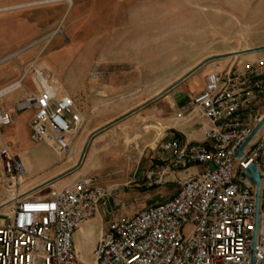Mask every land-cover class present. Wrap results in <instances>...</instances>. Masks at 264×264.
Segmentation results:
<instances>
[{"label": "built area", "instance_id": "2783aa9c", "mask_svg": "<svg viewBox=\"0 0 264 264\" xmlns=\"http://www.w3.org/2000/svg\"><path fill=\"white\" fill-rule=\"evenodd\" d=\"M24 79L23 74L17 81ZM33 81L36 91L15 105L17 111L34 112L31 140L72 155V139L83 124L74 98L59 95L42 69L34 70ZM12 90L0 89V99ZM261 100L263 60L251 64L238 60L224 70L208 72L204 89L177 119L208 121L204 138L210 143L163 139L143 185L161 188V197L166 185L176 184L178 190L164 202L133 214L122 212L126 203L114 189L91 179L52 188L45 197L20 193L25 165L0 143L8 195L0 196V264H264V125L240 149L264 116L252 110ZM10 123L11 115L0 109V128ZM252 164L261 178L257 223ZM196 166L204 170L189 172ZM112 201L111 220L100 231L92 261L85 262L78 255L75 233L100 206Z\"/></svg>", "mask_w": 264, "mask_h": 264}, {"label": "rangeland", "instance_id": "374dc122", "mask_svg": "<svg viewBox=\"0 0 264 264\" xmlns=\"http://www.w3.org/2000/svg\"><path fill=\"white\" fill-rule=\"evenodd\" d=\"M92 45L97 47L95 57L87 65L84 56L93 51ZM28 48L36 50L38 57L32 77L35 69H42L57 93H74L86 114L72 155L51 145L28 144L27 154L35 166L34 171L26 170L19 192L45 197L52 188L80 179L112 187L120 183V166L138 159L142 147H131L133 140L146 134L153 141V131L161 129L145 123V109L191 78V87H200L204 71H221L238 60L264 61V0H72L71 4L67 0H0V52L11 55ZM49 59L51 66L46 63ZM81 73H86L87 87L97 80L128 81L134 87L110 95L79 90ZM19 78L20 74L7 84ZM24 84L28 90L36 89L31 77ZM252 110L263 113L264 100ZM0 131L4 136L5 128ZM148 152L149 148L145 155ZM3 188L0 185V196H8ZM135 188L119 186L126 192ZM175 188L176 184L162 188L165 197L159 195L161 188L146 189L153 197L145 206L164 202L166 192ZM120 198L126 203L122 211L126 214L134 213L144 200L135 197L137 203H133L130 195ZM113 207V201L101 207L106 224ZM81 244L85 259L91 262L86 240L82 238Z\"/></svg>", "mask_w": 264, "mask_h": 264}, {"label": "crops", "instance_id": "0c3cea01", "mask_svg": "<svg viewBox=\"0 0 264 264\" xmlns=\"http://www.w3.org/2000/svg\"><path fill=\"white\" fill-rule=\"evenodd\" d=\"M68 1V0H67ZM69 4L72 3V0L68 1ZM36 4H41V2H36ZM77 13V12H76ZM76 13L74 15H76ZM74 17V16H73ZM76 27V25H73ZM93 51L91 53H86L84 56V60L87 65H91L93 63V59L95 57L96 46L92 45ZM15 55V56H14ZM37 51L34 49H24L21 52L17 51L12 53L11 55H5V52H0V89H3L13 83L7 84L10 80L17 77L20 74V77L24 74L25 79L22 85L13 90L12 92L8 93L4 97L0 99V109L7 111L11 115V123L5 128L6 133L3 136L2 132L0 131V143L2 145L8 146L11 152L15 155H18L21 161L24 163L25 168L28 171H34V163L29 158L27 152L28 144L31 142L34 145L44 144V143H35L30 138L31 133V123L33 119L34 112L32 110H25V111H17L16 110V102L21 99L25 94H32L36 90H28L25 88V80L28 77H31L33 80L31 71L34 68L35 61L37 60ZM36 58V59H35ZM35 59V60H34ZM49 66H51V61L46 62ZM207 67V66H206ZM208 72L204 71L201 74L202 77V84L200 87L193 89L191 87V83L193 78L177 85L166 97L158 100L154 105L149 106L147 109L144 110V114L142 118L145 119V123L149 125H155L161 127L160 131H153L154 134L152 136V140L150 136L147 137L144 134L143 139H134L131 143V147L133 144L136 147H142V150L139 151L138 159L132 164L131 162L124 163L120 166V170L123 174H121L119 182L114 184L111 189H114L118 195V197H124L125 195H130L133 199L135 197L144 198L141 204H138L139 207L136 209L135 212L138 210L145 208V201L149 200L153 197L152 194L146 191V188L143 185V175L147 169L152 167L155 164V156L159 152V143L163 139H177L182 144L189 143V144H209V141H206L204 138V129L209 126L208 121L204 119H198L194 122H184L177 119V114L182 110L185 105L189 103L191 98L201 92L205 87V76ZM85 74L81 73L80 81L78 82V89L79 90H86L92 89L98 93H106V94H113L117 90L125 89L131 87L132 84L128 81H93L89 87H87L85 81ZM34 82V81H33ZM7 84V85H6ZM55 87V86H54ZM134 87V85L132 86ZM59 95H69L74 98L76 102V109L81 114V116L85 115L86 112L82 111V108L79 107V103L74 95V93H67L60 91ZM1 129V128H0ZM75 136L73 137V141L75 140ZM135 138V137H134ZM147 140L149 141L147 143ZM50 145V144H46ZM55 150L56 148L51 145ZM149 148V152L145 155L146 149ZM147 158L145 161H142V158ZM202 166L192 167L189 172L197 173L201 171ZM186 173H184L185 175ZM132 184V186L136 187L135 189H131L128 192L125 190L120 191L119 186H127ZM0 185L2 188L5 186L4 179L2 177V166L0 163ZM143 189H145L143 191ZM4 190V188H3ZM3 190L1 192H3ZM178 188L166 192L169 194L166 198H169L176 194ZM119 191V192H118ZM123 200V199H122ZM124 201V200H123ZM134 212V213H135ZM133 214V213H132ZM105 213L101 210V206L98 209V212L94 217L86 221L79 230L75 233V243L77 250L79 252V256L85 262H89L85 259V255L82 252V238L87 242L86 252L90 254L92 249L96 246L98 242V238L100 235V231L106 226L104 221Z\"/></svg>", "mask_w": 264, "mask_h": 264}, {"label": "water", "instance_id": "95a60500", "mask_svg": "<svg viewBox=\"0 0 264 264\" xmlns=\"http://www.w3.org/2000/svg\"><path fill=\"white\" fill-rule=\"evenodd\" d=\"M264 125V116L262 117V119L257 123V125L254 127V129L252 130L250 136L247 138V140L244 142V144L241 146V150L244 148V146L253 138V136L258 132V130ZM238 155H241V152H239ZM211 170L214 169V166L211 164L210 165ZM250 170L252 171V180L256 183L257 186V191H256V195H257V199H256V213H255V221L257 223L258 221V214H259V206H260V192H261V178L259 175V172L256 168L255 165H250ZM256 240V233L254 235V241Z\"/></svg>", "mask_w": 264, "mask_h": 264}, {"label": "bare ground", "instance_id": "6f19581e", "mask_svg": "<svg viewBox=\"0 0 264 264\" xmlns=\"http://www.w3.org/2000/svg\"><path fill=\"white\" fill-rule=\"evenodd\" d=\"M69 1V0H68ZM22 85V82H19V81H17V82H15V83H13V84H11V85H9V86H7V87H5V88H3V89H1V93H5V92H9V91H11L12 89H16L17 87H20ZM54 88V87H53ZM13 91V90H12ZM55 91L57 92V90L55 89ZM78 255H79V252H78ZM80 257V256H79ZM81 258V257H80Z\"/></svg>", "mask_w": 264, "mask_h": 264}]
</instances>
